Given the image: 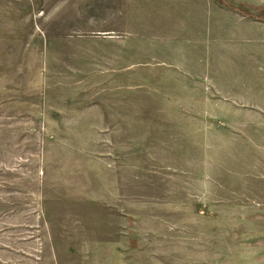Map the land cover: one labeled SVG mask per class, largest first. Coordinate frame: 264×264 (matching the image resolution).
I'll return each instance as SVG.
<instances>
[{
    "label": "rangeland",
    "instance_id": "obj_1",
    "mask_svg": "<svg viewBox=\"0 0 264 264\" xmlns=\"http://www.w3.org/2000/svg\"><path fill=\"white\" fill-rule=\"evenodd\" d=\"M210 1L0 0V264H264V0Z\"/></svg>",
    "mask_w": 264,
    "mask_h": 264
},
{
    "label": "crops",
    "instance_id": "obj_2",
    "mask_svg": "<svg viewBox=\"0 0 264 264\" xmlns=\"http://www.w3.org/2000/svg\"><path fill=\"white\" fill-rule=\"evenodd\" d=\"M172 3H182L183 6L180 10L181 26H185L186 24V16L189 13L197 16V20L193 22V28L197 30H201L203 28V18L208 20L209 14L211 11H222L226 12L225 9L217 5L216 3H211L210 0H171ZM188 13V14H187ZM232 14V12H231ZM205 20V21H206ZM208 24V23H207ZM207 24L204 27H207Z\"/></svg>",
    "mask_w": 264,
    "mask_h": 264
}]
</instances>
